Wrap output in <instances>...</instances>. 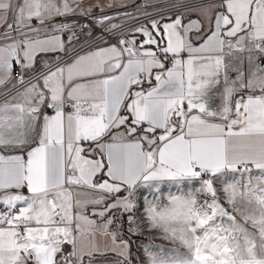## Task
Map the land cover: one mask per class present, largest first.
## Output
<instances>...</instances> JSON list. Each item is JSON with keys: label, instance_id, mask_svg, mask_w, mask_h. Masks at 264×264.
<instances>
[{"label": "snow or ice", "instance_id": "1", "mask_svg": "<svg viewBox=\"0 0 264 264\" xmlns=\"http://www.w3.org/2000/svg\"><path fill=\"white\" fill-rule=\"evenodd\" d=\"M143 15L0 0V264H264V0Z\"/></svg>", "mask_w": 264, "mask_h": 264}, {"label": "built area", "instance_id": "2", "mask_svg": "<svg viewBox=\"0 0 264 264\" xmlns=\"http://www.w3.org/2000/svg\"><path fill=\"white\" fill-rule=\"evenodd\" d=\"M166 4H167V0H142L140 2V5L138 6L143 5L144 7H141L138 12H141L142 10H144L143 12H147L155 16L157 11L166 9ZM150 5H157L158 7L154 8V7H151ZM135 11H137V6H134V7L131 6L129 8L118 10V11H106L105 10L103 12L107 14L108 16L112 17L111 23H118L117 25H121L126 31V30H129L130 22H132V20L128 19V16L129 15L131 16V14L134 13ZM96 15H100V12H97ZM138 17L140 21H145V17L143 13L142 14L140 13ZM81 23H84V21H81ZM90 26L91 27L93 26V28L96 31V34H100L101 29L99 28L97 24L91 23ZM111 42L115 43V40H112Z\"/></svg>", "mask_w": 264, "mask_h": 264}, {"label": "crops", "instance_id": "3", "mask_svg": "<svg viewBox=\"0 0 264 264\" xmlns=\"http://www.w3.org/2000/svg\"><path fill=\"white\" fill-rule=\"evenodd\" d=\"M139 1H142V0H93V2L96 4H102L103 11L105 10L106 11H118V10L126 9V8L131 7L134 4L137 5L136 2H139ZM109 5H112V6L109 7ZM94 12L95 13L100 12V9L99 8L94 9ZM96 35H99V34H96ZM81 40H83V37H81Z\"/></svg>", "mask_w": 264, "mask_h": 264}, {"label": "rangeland", "instance_id": "4", "mask_svg": "<svg viewBox=\"0 0 264 264\" xmlns=\"http://www.w3.org/2000/svg\"><path fill=\"white\" fill-rule=\"evenodd\" d=\"M140 2L141 1H139V2H136V4L137 5H140ZM137 5H132V6H137ZM144 10H142L141 12H138V11H135L134 13H132L131 14V16H133V17H138L139 15H140V13L142 14V13H144L143 12ZM115 24H118V23H115ZM134 25V22L132 21V22H130V27H132ZM91 27V26H90ZM91 28H93V26L91 27ZM94 29V28H93ZM147 235H151V233H147V234H145V237L147 236ZM141 239H144L143 237H141ZM161 241H156V243H160Z\"/></svg>", "mask_w": 264, "mask_h": 264}, {"label": "trees", "instance_id": "5", "mask_svg": "<svg viewBox=\"0 0 264 264\" xmlns=\"http://www.w3.org/2000/svg\"><path fill=\"white\" fill-rule=\"evenodd\" d=\"M143 238H145V237H143Z\"/></svg>", "mask_w": 264, "mask_h": 264}]
</instances>
